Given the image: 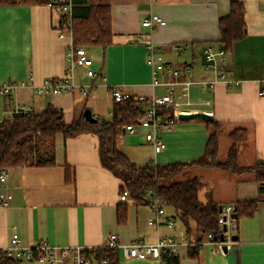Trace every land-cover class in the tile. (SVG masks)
<instances>
[{
    "label": "crops",
    "instance_id": "1",
    "mask_svg": "<svg viewBox=\"0 0 264 264\" xmlns=\"http://www.w3.org/2000/svg\"><path fill=\"white\" fill-rule=\"evenodd\" d=\"M233 1L242 3L245 25L244 36L226 53V69L236 84L204 85L214 75L199 71L202 50L206 46L220 49L218 20L228 15ZM110 11L112 44L105 51L100 48L98 62L89 56L95 76L82 79V70H77L76 82L91 85L88 94L73 91L40 96L34 92L37 86L65 72L70 38L58 37L61 14L47 5L0 6V83L12 80L21 84L12 102L0 96V123L13 104L29 106L35 115L50 104L63 113L67 124L78 122L89 109L97 120L105 122L113 106L110 88L147 98L161 94V88L151 86V70L145 60V44L152 42L167 63L193 69L187 76L194 82L189 89L190 105L182 110L211 115L222 124L221 133L227 137L233 130L247 132V140L237 147V164L246 171L230 174L219 167L192 165L180 172L178 180L200 179L203 185L198 198L204 194V203L211 200L221 206L259 199L253 217L237 219V240L227 254L212 255L207 244L182 246L176 264H264V193L255 180L256 165L264 163V96L259 95L264 91V0H110ZM151 14L165 24L153 30L143 27L142 21ZM202 122L179 121L170 130L157 133L164 143L160 152L154 151L142 133H118L117 150L137 167L188 164L204 153L209 132ZM44 146L35 156L47 160L48 144ZM52 155L53 165L10 169L6 183L0 184V192L12 196L8 207L0 209V258L14 234L23 247L44 241L55 248L98 247L109 234L117 236L120 246L136 241L150 245L180 232L190 242L201 238L193 223L191 234H185L170 205L155 224L147 205L120 201L121 181L101 166L94 134L65 138L56 133ZM66 167L73 182L65 180ZM123 204L127 206L126 222L119 225L117 208ZM167 219L175 222L174 228L166 226ZM115 254L118 264H157L152 259L126 258L121 247ZM13 263L42 264L35 260Z\"/></svg>",
    "mask_w": 264,
    "mask_h": 264
},
{
    "label": "trees",
    "instance_id": "2",
    "mask_svg": "<svg viewBox=\"0 0 264 264\" xmlns=\"http://www.w3.org/2000/svg\"><path fill=\"white\" fill-rule=\"evenodd\" d=\"M53 1L0 0V6H38L48 5ZM243 11L242 3L233 1L230 3L228 15L218 20L219 47L226 53L231 51L235 41L244 36ZM71 12V34L74 47L94 45L105 51L112 44L110 0H84L82 3L72 1ZM104 60L102 56L103 64ZM144 110L145 104H136L132 98H129L121 102H113L110 119L105 122L97 120L96 123H89L82 116L78 122L67 124L63 113L50 104L40 114L5 119L0 123V170L15 169L22 165L51 166L54 164L52 141L56 133L63 134L65 138L75 137L82 133H92L98 139L101 166L121 181L120 194L126 191L128 200L135 204L146 205L145 195L151 191L153 196L166 201L167 205L176 211L186 235L192 232L190 223L194 224L198 234L206 230H216L219 205L211 200L207 203L200 202L198 193L203 185L200 179L191 178L179 181L178 175L192 165L219 167L230 174L243 173L246 169L240 168L237 164V147L247 140V132L237 129L228 134L232 144L226 161L219 163L218 136L222 132V124L215 120L202 122L209 132L202 158L188 164L160 166L149 163L137 167L119 153L116 138L120 129L125 125L135 123ZM162 112L171 113L167 110H162ZM39 143L48 144L49 158L47 160L35 156L39 150ZM256 168L255 180L262 185L260 192L264 193V163H258ZM69 175L66 167L65 180L73 182L74 178H70ZM258 201L259 199L235 202L236 221L242 217H253ZM126 216L127 206L123 204L117 208V223L125 224ZM94 258L97 264H118L117 256L113 251L98 249ZM176 263L177 260L173 264ZM0 264L14 263L2 255Z\"/></svg>",
    "mask_w": 264,
    "mask_h": 264
},
{
    "label": "built area",
    "instance_id": "3",
    "mask_svg": "<svg viewBox=\"0 0 264 264\" xmlns=\"http://www.w3.org/2000/svg\"><path fill=\"white\" fill-rule=\"evenodd\" d=\"M47 6L56 9L61 14L62 23L56 27L58 37L63 38L67 35L70 38V43L66 48V68L63 76L45 79L40 86L34 89V92L36 95L42 96L45 94L59 95L78 91L81 95L86 96L91 85L76 82L77 70H82L80 74L82 79H92L95 76V72L91 69L92 59L89 57L88 51L84 47L73 46L71 34L72 1L54 0ZM164 24L165 21L163 19L153 14L141 23L143 27H147L150 30ZM179 50H184V48L179 47ZM145 51L146 64L151 70V86L153 88H161L163 92L150 98L132 96L121 92L118 88H110L109 93L113 102H121L132 98L136 104H145L142 116L135 123L123 126L119 134L142 133L145 141L153 146L154 151L160 152L164 148V143L157 137V133L170 130L179 122V114H187L182 108L190 105L189 89L194 82L187 76L192 74L193 69L191 66L177 68L167 63L158 52V47L152 44V42L145 44ZM202 56L203 62L199 71L201 73L211 72L214 75V78L210 82H205L204 85L212 86L217 82H224L227 85L236 84L235 80L229 78L226 69V52L223 49H214L211 46H206L202 50ZM20 85L12 80L0 83V96L12 102V97ZM259 95L264 96V91H261ZM162 110H167L171 113L166 114ZM32 114L34 113L31 107L13 104V108L7 112L5 119ZM7 178L8 170H0L1 185L6 183ZM145 196L146 205L152 210L154 214L153 221L157 224L159 219L165 214L167 203L153 196L151 191H148ZM11 198V193L7 191L0 192V209L8 207ZM119 199L122 202L127 201V192L124 191L120 194ZM234 212L235 208L233 204L221 205L216 230L204 231L201 234L200 240L195 242H190L180 232L174 236L161 237L154 244L150 245L136 241L126 246H120L117 236L109 234L103 244L93 248H55L44 241L36 246L23 247L19 244L17 235L14 234L11 238V246L5 248L2 255L13 262L35 260L42 264H97L94 254L98 249L116 252L121 247L125 257L129 259H152L157 264H173L179 258V251L182 246L200 248L204 244L210 246L212 255H225L236 243L233 240V236L236 235V219L232 218ZM166 226L174 228L175 222L172 219H167Z\"/></svg>",
    "mask_w": 264,
    "mask_h": 264
},
{
    "label": "rangeland",
    "instance_id": "4",
    "mask_svg": "<svg viewBox=\"0 0 264 264\" xmlns=\"http://www.w3.org/2000/svg\"><path fill=\"white\" fill-rule=\"evenodd\" d=\"M87 51H88V55L90 57H92V59L95 61V62H98L100 60V51L101 49L97 46H94V45H91V46H88L86 47ZM219 138V144H220V153H219V156H218V162L219 163H224L227 159V153L229 151V148L231 146V141L229 140V138L224 134V133H221L219 134L218 136ZM45 147L44 144H41L39 143V146H38V149L40 147ZM46 148H49L48 146H46ZM204 178V182H206L208 184L209 181H207V176H203ZM213 179H215L213 177ZM200 200L203 201L202 203H204L205 201V195L202 194V196L200 197Z\"/></svg>",
    "mask_w": 264,
    "mask_h": 264
},
{
    "label": "water",
    "instance_id": "5",
    "mask_svg": "<svg viewBox=\"0 0 264 264\" xmlns=\"http://www.w3.org/2000/svg\"><path fill=\"white\" fill-rule=\"evenodd\" d=\"M83 116H84L85 120L89 123H96L97 122V119L91 114V111L89 109L84 110ZM178 119H179V121H190L193 119H199V120L204 121V122H211L213 120L211 115L205 114V113H199V112L179 114ZM218 211H220V206L218 208ZM232 218H234V219L237 218L235 212L233 213ZM233 240L236 241L237 237L233 236Z\"/></svg>",
    "mask_w": 264,
    "mask_h": 264
}]
</instances>
